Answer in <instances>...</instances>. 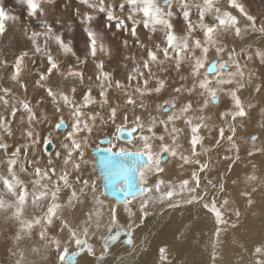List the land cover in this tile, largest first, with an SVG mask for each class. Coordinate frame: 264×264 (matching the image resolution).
Segmentation results:
<instances>
[{"label": "rangeland", "instance_id": "obj_1", "mask_svg": "<svg viewBox=\"0 0 264 264\" xmlns=\"http://www.w3.org/2000/svg\"><path fill=\"white\" fill-rule=\"evenodd\" d=\"M9 1L15 2L20 0H15V1L9 0ZM36 2L38 3L36 6V10L38 13L37 15L35 14V18L31 17L30 22H27L26 24H23V20H21L22 22L18 21L17 22L18 24L15 23V25L9 26L10 29L12 30V34H11V38L8 39L7 41L3 34L0 36V62H3L0 63V65L1 67L4 65L7 68L6 69L4 67L3 69L4 71H3L2 68L0 67L1 70L3 71L0 72V78H1L0 79V136H2V139H0V173H3L4 171L1 165L2 163L9 160L10 161L16 160L14 172L12 170L11 172L13 173L10 174L11 177L9 176L10 179L14 180L17 186L18 185L21 186L22 189L23 186L26 187L29 184L28 183L25 184L24 182H22L20 177L21 174L28 176L31 173L32 175L31 174L30 175L32 177V180H34L36 184L37 183L39 184L31 185V186L29 185L30 190L37 189L38 192L36 191L35 193L31 194L28 198H26V197L18 196L19 191L17 190L13 191L14 194L11 195L6 191H1L0 189V212H2V214L0 215V224L3 225L1 227L7 230L9 221H11L14 217L13 216L14 214L12 215V212L16 214L18 211L16 210L14 203L25 199L24 204L20 202L18 205L19 208H26V206L27 208H29L31 215H28V217L26 218L27 222L25 223L29 225V221H30L31 222L30 225H31L34 220L40 221L39 226L32 227L30 230L31 231L30 237L33 240V243H30V246L28 248V252L31 255V257L32 256L35 257L37 256V257L36 258L33 257V259L30 260V258L19 256L16 261H18L20 264H30V263L66 264L64 263V256L68 254H76V253L79 254L81 251L84 250L88 252L89 249H88L87 240L94 236L92 234L93 232H96V235L97 234L101 235V237H99L98 240L101 246L98 247L99 245L98 244L96 248L94 247L95 249L89 250L90 254L89 253L88 254L91 256L102 255L101 253L103 252L104 249V244H103L104 240L106 239L105 243L108 244H110L115 240L116 234H112L111 232L109 233V231L111 230L113 231V227L117 226V223H115L117 221L115 208L119 205L129 203L134 199L140 197L141 195L145 194V191L141 189L142 191L140 194L138 195L136 194L135 196L128 197L123 202H118L113 198L107 197L103 193L104 190L102 188V185L98 186L99 181L96 184L97 179L102 180L103 178L101 176L102 171L100 174L99 171L96 169L98 167L96 166V158L93 155V151L99 148H104L112 152H115V150L117 153L127 151L126 153H134L144 156L146 158V160H144L145 165L139 168L140 170L138 169V172L136 174V180L139 181L144 180L147 182V180L145 179L146 176L143 175L142 173L144 172L142 169L143 167H145L150 163V156H147L146 153L140 151L118 149V147L132 145L134 142L132 140H135L137 134L145 133L149 137H153V138L158 137V134L156 133L155 129L159 125L165 123V118H166L165 117L163 118V120H161V116L171 113L173 108H174L173 111H175V108L178 105L176 103L177 101L175 102V100L172 99L174 98L173 97L174 92L176 91L179 92L182 89H185L186 85H188L189 83L188 76H190V73L187 72V68L189 65L199 66L197 67L198 72L194 74L191 73V78L194 79L195 75H198L199 78L202 79V87L190 86L191 88L186 89V94H184L186 95L187 101H186V108H184L185 114L183 116L184 118L183 120L184 123L190 121L187 124L185 123L186 126L188 125L186 127V132H187V128H189V132L191 133L190 135H192L193 138H196V136H201L200 133L204 132L203 130L205 131L208 130V128L206 124L200 122V120L197 119L200 117V115H198L197 117V114L195 112H197L198 109H201L204 112L203 118H205L206 112L212 114L214 110L217 109L214 106H217L218 102L220 103V107H225L226 99L223 94L225 95L231 94L235 98V100L234 99L233 100L238 103L236 107H234L233 105V108L236 109L238 107V111L240 113H235V111H232V113H228L225 115L226 119H224L223 124L225 123L224 127L225 129H227L228 135L223 141H230L232 139H235V131L232 128L233 123L235 122L233 121L245 120V115H244L245 111L243 110L242 106L245 105L246 103H242L240 102V100L237 99L242 96V90H241L242 84L240 81L237 83L227 81L225 83H227V85L232 83L234 88L225 85V89L221 91L223 87L218 84L220 80H218L217 76L216 79L215 78L210 79V77H213L216 74L215 73H214L215 75L206 74L205 65L206 64L208 65L209 63L213 62V61L209 62V59L212 56H216L220 54V52H218L214 48L216 44V39L217 41H220L222 39L224 40V44L228 48V52L232 57L234 56L233 58L234 61L235 60L237 61L236 56L238 54L236 55V53H234L235 54L234 55L233 50L230 49V40L233 41V39L235 37H238L239 35H242L241 37L240 36L238 37L237 40L239 41L245 39L247 40L254 37L264 38V25H261V19L264 18V15H257V12L261 8H264V0H230V2L234 5L233 7L239 12L238 15L241 18H245L246 21L248 20L249 24L247 25L246 24L238 25L239 21L236 19V17L232 18L226 12H222L220 9L217 8L218 4L230 6L227 5L224 2V0H216L212 2L210 1L205 2L203 0V4L206 5V7L208 8L204 6L202 9L198 7V4L194 5V7L192 8H188L187 5L188 3L185 0H170V2L165 6H160V4H158V0H96L95 1L97 4L96 6L99 8L98 11H96L92 7H89L88 9L89 6L88 3L82 2L83 4H80V6H78L77 4H79L80 2L76 3L77 0H57V2H54V0H36ZM145 2L150 3V5L154 8L153 9L151 7L153 13L149 12L146 9ZM43 3L47 4L45 5L47 7L44 6L42 9L40 5ZM4 5L5 6L9 5L6 0H4ZM11 5L13 6V4ZM135 7L137 8V12L141 13L143 17L145 13H142L141 9H146L147 10L146 13L148 15L151 16L152 14L157 15L155 22L152 23V25L148 26L150 32L143 31L144 29L142 26L144 24L145 17L138 20L140 28L137 34L135 33L133 34L132 31L128 29L127 25L122 24L121 26V22L129 19ZM77 8L79 10L78 12H77ZM104 8H105V13H103ZM21 9L24 10V7H21ZM90 10L92 13L89 12ZM86 11L90 16H92V19L96 18L99 22H97V20L91 21V19L85 20L86 17H82V15L85 16ZM150 18L151 17L149 16L146 19H150ZM79 23L82 24L79 25L80 28H77L78 30L73 29L78 27ZM239 23H243V22H239ZM72 24L75 25L73 26ZM23 25H27L26 32L25 29L22 27ZM231 25L234 27H232ZM81 26H84L83 29L84 31L81 30ZM240 26H242L243 28L242 30H240L241 28ZM218 27L220 32H217ZM5 28L6 30L9 29L6 27V25ZM256 28H260L261 30L255 31L254 29ZM86 29H89L91 33H93V30L96 31V35H98L99 38L98 41L96 42L97 43L96 45L100 46V48L102 47L103 49H105L106 45H108L107 41L104 39L107 40L109 39L111 42L110 47L106 48L104 51L103 50L99 51L98 54L100 57H98L97 62H92L88 54H85L86 52L83 51L84 48H87L86 51H88L89 41L90 38L92 37V34L88 37L87 35H84ZM239 30L241 31V33L239 32ZM54 31L60 34L56 36V33ZM37 32H39L40 34L38 33L37 35ZM139 32L143 33L142 36L140 35ZM17 33H19L21 37L20 36L18 37ZM251 35H253L254 37H250ZM207 37L210 38L211 40L206 41L205 38ZM16 38L18 39V41ZM38 39L39 40L42 39V41L40 40L39 42ZM148 39H151L152 42L150 43ZM57 41L60 42L62 48L58 45ZM249 41H247L248 43L246 44H249L250 43ZM29 42L32 45L29 44ZM206 42L208 43L209 46L208 48L204 47L206 45ZM84 44L86 45L84 46ZM245 46L247 47L248 45ZM63 47L65 49L67 48H72V49L69 50L65 55V53L63 54L62 52ZM259 48L260 47H253L250 49L251 51L249 52V54L244 57L247 63L245 62L244 65H241L238 62L240 66L237 64L239 68L237 71L240 73L238 72L236 73L241 75L240 77L242 78V82H243V75L244 77H246L248 75L247 73H253L252 78H254V81L257 83V85H254V87H260L262 85V81L259 79L262 63L259 58L262 57L261 54H263L264 49L261 50L260 48L259 50ZM184 49L185 52H183ZM179 51L181 52V54ZM257 52L258 54H256ZM197 53L198 56L196 57ZM27 59L32 69L36 71V72L33 71L34 74H32L30 77L28 76L29 78L19 73L20 66L22 64H25L24 61H27ZM55 59H58L56 60L57 66L53 65ZM133 59H137L140 62L134 63L132 62ZM195 61L197 62L196 64H194ZM251 64H253L252 71L251 68L249 67ZM228 68L230 69L229 66ZM155 69H157V71L159 72L158 74L157 72L153 71ZM229 69L225 70V68L224 69L221 68L218 69L216 73L220 74L221 72H227L229 71ZM162 73L166 74L167 78L172 76L170 81L171 83L167 85H162L159 83V79H157V77L159 76L163 77ZM148 82L151 85L154 84L156 85V89H153L151 91V95L145 94L146 92H149V89H147V85H146L148 84ZM59 83H62L63 85L61 84L55 86L56 84ZM157 86L159 90H161L167 95L165 97L166 98L165 100L168 101H157L158 105L154 107L150 106L149 108L145 107L143 105L144 101L155 95V93L158 91ZM7 92L9 96L8 95L6 96ZM85 93L87 95H85ZM112 95L115 97L113 98ZM88 97L90 98V100ZM85 98L88 100V102ZM213 98L217 99L216 104L212 103ZM221 98H223L224 100H220ZM97 104H101L103 106L101 107L103 111L102 110L96 111L93 109V107L96 106ZM246 105H251V103L248 102V104ZM166 107L168 109H170L171 107L170 111L163 112V109ZM106 108L111 112L112 115H110L109 117L108 116L105 117L106 119L104 118L102 123L107 129L111 130V132L105 133L106 134L105 135L104 131L98 130V132H96L94 135H91L87 141L84 140L82 144L79 145L80 147L77 146L74 143V134L72 135L70 130L71 128L70 117L79 118L78 121L80 120V122H82L83 125H88L89 127L90 125L89 121L92 120V117H96L97 114L104 112V109ZM70 110L73 112V114ZM138 112L143 113V114L141 113L142 115H140V119H137L136 117V113ZM175 112H177V110ZM209 113L207 114L209 115ZM92 114L94 116H92ZM123 115H125V117ZM116 117L123 118L124 120H126L127 123H122L120 126H118L117 125L118 120ZM188 117L191 119H189ZM260 118L261 116L258 119H256L255 125L253 128H251L249 136H251V134H254L256 131H258L257 127L260 124L259 123L261 120ZM111 119L114 120L115 124L109 122ZM59 124H64L66 126L65 130L62 131L58 130L57 127ZM195 126H197L198 128ZM126 127H130V128L134 127L132 140L130 142H124L118 138L119 131L122 129H126ZM30 129L31 131H29ZM26 132L28 133V135H25ZM183 132L184 129L183 126L181 125L180 127H176L175 129H173L172 131L171 129H169L167 133L168 134L171 133L172 137L175 138H178L180 136L179 137L180 139L183 137ZM30 133L32 134V136L29 135ZM61 136L64 137L63 140L66 141L67 143V146H64V151L66 153H64V151L60 152L61 150L59 147V143L56 141V139L60 138ZM106 137L110 138L111 140L110 144L108 145L99 144L98 139L106 138ZM244 137L242 138L244 145L243 148H246L245 145H247L248 142L250 145V143L254 142V140H251L250 138H249L250 140H248V137L246 140V138ZM89 139L91 140L89 141ZM263 139H264V131H262L261 137L259 138L258 142L262 144ZM187 140L188 139H186V141ZM46 143L53 144L54 148L51 152H45L44 146ZM219 145L220 143H217L216 145L214 144L213 147L207 148L206 152L200 154L203 157L202 160L200 156H198L199 154L197 153V151L199 150L197 149L196 145L193 146L196 147L194 148V150L192 149V147L189 146L191 149L190 148L188 149V146H186V156H183V159L187 160L186 163L189 165H198L200 167L202 166V169L200 168L199 170L201 172L206 166L204 164L208 161L207 155L209 151L212 150L215 146H216L215 148H217V146ZM83 148H84V153L81 152ZM160 152L161 153L160 154L157 153L153 159L154 162H156L155 163L156 166L159 165L158 162L161 161L160 160L161 156L159 157V155L166 154L169 157V159L171 158L170 157L171 152L169 150L163 149ZM71 155L73 156L72 158H74V162H73L74 164L67 162L61 164L63 156H68L71 158ZM75 155L78 156L76 157ZM50 156L56 160L54 164L46 165L48 160H45L44 158L47 157L46 159H48V157ZM83 156L86 160L87 166L84 168V170H81V168H78L76 170L75 166H77L78 164L76 161L83 158ZM239 157L242 158L243 156L242 157L239 156ZM258 157L259 155H257L256 157V155L248 154L244 157V159L246 162H248L249 158H251L253 161H256V159L263 161L262 158L259 157L258 159ZM147 162L148 164H146ZM38 164L43 165L42 169L45 168L43 180L40 179L41 177L38 178L33 176L34 174H36L33 172L37 168ZM244 164L245 163H243L242 165L244 166ZM250 168L251 167L247 166V168L243 170L242 173L248 172ZM193 173L195 172L193 171ZM193 173L191 176L193 183L191 182L192 184L190 185V187L192 188L193 191H196L197 176H195V174ZM90 176L93 177L90 178ZM0 178H1L0 179L1 180L0 186H1L3 184L2 181L3 177L1 174H0ZM148 179L151 180L150 177ZM154 183L152 184L154 186L153 188H155V186L157 185L159 186L158 182H157L158 184L156 183V185ZM94 190H97L98 192V194L96 195L97 198L108 201L109 203L107 204H109V206L111 204L112 207L111 219L112 220L116 219V220H113L114 221L113 226L109 228V231L108 229H106L104 233L103 232L100 233V230L97 231L96 229L88 228L87 225H85L84 228H80L79 227L80 223L78 225L77 223L75 225H69L70 223L66 224L61 218L59 217L56 218L57 215L63 213L64 211H71L72 213H74V219L76 218L75 220L79 222L78 219L83 218L86 214V207L89 204L90 196L93 195ZM41 192L42 195L41 197H39L38 195ZM60 193H62V195ZM81 199H84V201H82ZM30 200L34 202H31ZM74 200L75 203H73ZM39 201L42 202L39 203ZM54 224L55 226H53ZM39 232L42 234V237H39ZM120 233L124 234V231L120 230ZM262 233L263 234H261L262 235L261 240L263 241H261L260 243L264 244V230L262 231ZM103 234H107V237L105 236L106 237L105 239ZM125 235H130V234L126 233ZM252 238L251 239L247 238V241L249 242V247H247V253H241V254L244 256V260H245V254H247V257H249L250 255L249 257L250 259L253 258V260L250 259L248 260V258L246 257L247 259L245 260L246 262L248 261V263L250 264H252L253 262H254L253 264H258L259 262H261L260 254L262 253L263 250L260 247H258V245H260L259 241L255 244V246H251L253 245L252 242L250 243ZM61 239L63 240L62 244H60V246H56V242ZM0 242H1V238H0ZM9 249L10 247L7 245V243L5 244L0 243V264H15L12 261L15 260L14 257L10 258L8 256ZM45 250H47L48 252ZM42 251L48 254H45ZM236 253H240V250ZM106 256L107 254L103 258H105ZM48 257H52V259Z\"/></svg>", "mask_w": 264, "mask_h": 264}, {"label": "bare ground", "instance_id": "obj_2", "mask_svg": "<svg viewBox=\"0 0 264 264\" xmlns=\"http://www.w3.org/2000/svg\"><path fill=\"white\" fill-rule=\"evenodd\" d=\"M8 2L9 5H7L8 7L12 6L11 4H13V6L17 7L18 9L20 10H23L21 9V7H24V10L22 11V16L21 15H17L14 13L13 14H7V13H2L1 9H0V17H4V21H2L0 19V36L3 34L6 41L8 39L11 38V34H12V30L10 29L9 26H12V25H15V23H17L18 21L20 20H23V24H26L27 22H30V19L31 17H34L35 18V14L37 15V10H36V6H37V2L36 0H20V1H15V2H10L9 0H6ZM96 0H77L76 3H79L77 4L78 6H80V4H83V3H88V9L89 7H92L93 9H95L96 11L99 10V8L96 6ZM161 1V0H158V2ZM187 1V0H185ZM41 2V1H39ZM54 2H57V0H54ZM83 2V3H82ZM147 3V4H146ZM188 3V2H187ZM193 3V1H192ZM159 4V3H158ZM47 5V4H41L40 7H43ZM145 5H146V9L153 13L152 9H151V5L150 3L148 2H145ZM1 6L3 7H6L4 5V0H0V8ZM77 6V7H78ZM47 7V6H45ZM51 7V6H50ZM48 7V8H50ZM153 8V7H152ZM217 8L220 9L222 12H226L230 17H236V19L239 21V22H243V23H239L238 22V25L239 24H249L248 23V20L246 21L245 18H241L238 14L239 12L234 8V7H230V6H226V5H223V4H218L217 5ZM83 9V8H81ZM146 9H141V12L142 13H145L144 14V17H145V21H144V24H143V31H148L150 32V29L148 28L149 25H152V23L155 22V19L157 17V15H148L146 12L147 10ZM154 9V8H153ZM165 9V8H164ZM2 10H4L2 8ZM14 10V9H13ZM19 10V11H20ZM85 10V9H84ZM78 8H77V12H78ZM9 12V11H8ZM18 12V11H17ZM90 13L91 10L89 11ZM21 13V12H20ZM96 13V12H94ZM40 14V13H39ZM42 15V14H41ZM82 15V14H80ZM105 16V15H104ZM151 17L150 19H146L147 17ZM82 17H86L85 20H89L91 19V21H96L97 19L94 18L92 19V16H90L87 11L85 13V16L82 15ZM141 13H138L137 12V8L135 7V9L133 10L132 12V15L129 17L128 20H124L121 22V26L122 24H125L128 26V29H130L132 31V33L134 34H137L138 31H139V28H140V25L138 23V20L139 19H142L144 18ZM255 17V16H254ZM259 17V16H258ZM229 18V17H228ZM83 19V18H81ZM12 20V21H11ZM2 21V22H1ZM44 21V19H43ZM253 21V20H252ZM22 22V21H21ZM80 22V21H79ZM97 22H99L97 20ZM107 22V21H106ZM33 23V22H32ZM73 23V22H72ZM95 23V22H93ZM105 23V22H104ZM231 23V22H230ZM7 28H5V25ZM18 24V23H17ZM34 24V23H33ZM99 24V23H98ZM45 25V24H44ZM42 25V26H44ZM73 25V24H72ZM75 25V24H74ZM73 25V26H74ZM77 25V24H76ZM79 25H82V24H78V27L76 28H73V29H77V28H80ZM101 25V24H100ZM104 25V24H103ZM27 25H23L22 27L25 29V32L27 30L26 28ZM224 26V25H223ZM232 26V25H231ZM17 27H20V26H17ZM71 27V26H70ZM234 27V26H232ZM230 27V28H232ZM236 27V26H235ZM239 27V26H237ZM240 30H242V26H240ZM29 28V27H28ZM16 29V28H15ZM23 29V30H24ZM84 29V26H81V30ZM205 29V28H204ZM245 29V28H244ZM23 30H22V33H23ZM33 30V29H31ZM44 30V29H43ZM78 30V29H77ZM114 30V29H113ZM238 30V29H237ZM239 30V32L241 33V31ZM17 31V30H16ZM35 31V30H34ZM38 31V30H37ZM32 32V31H31ZM44 32V31H43ZM55 32V31H54ZM111 32V31H110ZM109 32V33H110ZM217 32H220L219 30V27L217 28ZM235 32V31H234ZM36 33V32H35ZM34 33V34H35ZM39 32H37V35H38ZM56 33V36L60 33ZM85 33V34H84ZM83 34L84 35H87L90 36L92 33L89 29H86L85 32ZM93 33H95V38L94 37H91L90 38V41H89V45H88V51H86L87 48H84L83 51H85L86 53L85 54H88L90 60L92 62H97V59L99 56V51L100 50H105L106 48L110 47L111 46V42L110 40L108 39H104L107 41V44L105 49H102L100 48V46L96 45L97 41H98V35H96V31L93 30ZM140 35L142 36V32H139ZM231 33V32H230ZM229 33V34H230ZM18 34V37L20 36L19 33ZM16 34V35H17ZM40 34V33H39ZM113 34V33H112ZM111 34V35H112ZM234 34V33H233ZM15 35V36H16ZM24 35V34H23ZM29 35V34H28ZM93 35V34H92ZM110 35V34H109ZM207 35V34H206ZM213 35V34H212ZM238 35V34H237ZM258 35V34H257ZM137 36V35H136ZM236 36V35H235ZM234 36V37H235ZM240 37L242 35H239ZM238 36V37H239ZM249 36V35H248ZM17 37V38H18ZM21 37V36H20ZM38 37V36H37ZM86 37V38H87ZM238 37H235L232 40H230V49L233 50V54L236 53V57H237V61L235 60L234 61V56L232 57L230 55V53L228 52V48L225 46L224 44V40H220V41H217L216 39V44L214 46V48L220 52L219 55H216V56H212L210 59H209V62L210 61H213L216 66H217V71L218 69H221L223 68L224 66L228 65L230 67L229 71L227 72H221L220 74L218 73H215L213 77H210L211 78H215L216 79V76L218 77V80H220V82L218 83L220 86H222V90L223 91L225 89V85H227V81H231V82H241L242 84V96L240 98H237L238 100H240V102L242 103H246L248 104L251 103V105H243L242 108L243 110L245 111L244 112V115H245V120L244 121H237V120H234L233 122V126L232 128L234 129L235 131V139H232L230 141H223L227 135H228V131L227 129H225V123L223 124V121L225 118V115L228 114V113H232V111H235V113H240L238 111V107L236 109L233 108V105L234 107H236V105L238 104L234 98L233 95H224L225 99H226V106L225 107H220V103L218 102L217 106H214L216 107L217 109L214 110V112L212 114H210L209 112H206L205 115L206 117L203 118V115H204V112L201 110V109H198L197 112H195L197 114V117L198 115H200L199 118H197L198 120H200V122H203L204 124L207 125V128L208 130H203L204 132H201V136H196V138H193L192 135H190L191 133L189 132V128H187V132H186V124L190 121H188L186 124L184 123V114H185V109L186 108V89H189L191 88L190 86H194V87H202V79L199 78L198 75H195L194 79L191 78V73L194 74L197 71V67L199 66H194V65H189L188 68H187V72L190 73V76L189 79H188V85H186L185 89H182L181 91H176L174 92L173 94V97L172 99L175 100V102L178 104L175 108V111L177 110V112L171 111L174 112L172 113H168L164 116H161V120H163V118H165V123H163L162 125H159L155 131L156 133L158 134V137H149L147 134L145 133H141V134H137L136 135V138L135 140H132V136H133V130H134V127H126V129H122L119 131L118 135L120 133H123V132H128L130 133L132 136H131V139L129 141H124V142H130L131 140L134 141L132 145H126V146H121V147H118V149H124V150H130V151H140V152H143V153H146L147 156H150V163L148 164V162L146 164L145 167H143V175L147 176L148 178L150 177L151 180L147 179V182L142 180V181H139V180H136L134 181L135 185H136V189H137V195L141 193V191H145V194L144 195H141L140 197L134 199L133 201L129 202V203H126V204H122V205H119L115 208V214H116V217H117V221L115 223H117V226L113 227V231H109V233L111 232L112 234H116L115 236V240L113 242H111L110 244L108 243H105V238L107 237V234H103L104 236V249H103V252L101 253L102 255H89L90 252L89 250H93L96 248V246L98 245V247L101 246V244L98 242L99 240V237H101L100 234H97V235H94L92 238H89L87 240V244H88V252H86L85 250L84 251H81L79 254L76 253V262H74V264H113V262L116 260V258L118 256H120L122 253H125L127 251H129V246L133 245V239H135V245H136V251L137 252H140V237L147 231L146 228H137L136 231H135V236L133 237L132 234H130L127 230H126V227L127 225H129L130 223V217H129V213L128 211L125 210V206H128L130 205L131 206V209L132 211H135V208H136V203L138 201H141L142 198L145 197L146 193L148 192H154V193H163L165 194V197L166 199H168L169 201H172V200H175L177 202V204L183 202L184 200V197L186 195H193V196H203L204 200L205 201H208V203L204 204L203 207H200L198 208V211H196L195 213H193V207L191 206V201H187L189 203V207L183 209L185 215L183 218H180L178 216V213H180L181 209L179 207L176 208L175 212H172V218L171 220L164 225L163 228H159V229H156V235L155 236H152L151 234H149V238L148 240L146 241L147 245H148V250L147 251H144V252H141L140 255L136 258V264H169V262H171V264H177L178 261L180 260H185L186 261V264H207V259L205 256H203L202 254H200V249L198 246L196 247H193L189 242H182V241H177L175 239V235H176V232L178 231L179 229V225H181L184 220H188V219H191L192 218V215L195 214L199 217V219L195 222V228L194 230H200L202 233L205 229H208L211 227L210 223H209V220H208V216H211V215H215L217 217V220L219 221V212L217 211V207H216V203L217 201H215L214 197H213V192H214V189L213 191H209L207 192V194L205 195L204 192L201 191L202 188H204L205 185L208 184V181L209 180H212L213 177H215L216 179L213 181L214 184H219L220 182V178H221V173L225 172V171H228L230 169L231 171V175L227 178L229 181H231L233 178H236V177H239L242 173L243 170H245L247 167L243 166L242 164L245 163L244 165H248V162L245 161L244 157L248 154H250V150L251 149H259V148H264V139L262 140V144L260 142H258L259 138L261 137V134H262V131H264V111L262 112V109H264V52L263 54H261L262 57H260V61H261V71H260V76H259V79L262 81V85L260 87H254V85H257V83L254 81V78H252L253 76V73H247L246 77H244L243 75V82H242V78L240 77L241 75L240 74H237L236 72H238L237 70L239 69L238 68V65L241 64V65H244L245 62H246V59L244 58L246 55L249 54V52L251 51L250 49L253 48V47H260L261 50L264 49V38H261V37H254L253 35H251L250 37H254V38H250V39H245V40H237ZM3 38V37H2ZM16 38V39H17ZM135 38V37H134ZM4 39V41H5ZM19 39V38H18ZM17 39V41H18ZM37 39V38H36ZM236 39V40H235ZM14 40V39H13ZM39 40V39H38ZM42 41V39H40ZM39 40V42H40ZM89 40V39H88ZM206 41L208 40H211L210 38H205ZM250 40V41H249ZM27 41V40H26ZM25 41V42H26ZM31 41V40H30ZM33 41V40H32ZM35 41V40H34ZM148 41L151 43L152 40L151 39H148ZM247 41H249L250 43L249 44H246L248 43ZM38 43V42H37ZM58 45L62 48V45L60 44L59 41H57ZM244 43V44H243ZM29 44H31L29 42ZM28 44V45H29ZM39 44V43H38ZM141 44V43H140ZM32 45V44H31ZM86 44H84L85 46ZM187 45V44H186ZM245 45H248L247 47ZM34 46V45H33ZM105 46V45H103ZM139 46V45H138ZM192 46V45H191ZM27 47V46H26ZM189 47V46H188ZM206 48H208V43L206 42V45L204 46ZM143 48V47H142ZM259 48V50H260ZM68 49V50H67ZM65 49L63 47L62 49V52L63 54L65 53V55L67 54V52L69 50H71L72 48H67ZM166 49V48H165ZM201 49V48H200ZM202 49H203V46H202ZM9 51V50H8ZM42 51V50H40ZM264 51V50H263ZM11 52V51H10ZM61 52V53H62ZM88 52V53H87ZM136 52V51H135ZM180 52V51H179ZM185 52V49L184 51ZM23 53V52H22ZM34 53V52H33ZM39 53V52H38ZM41 53V52H40ZM189 53V52H188ZM181 54V52H180ZM258 54V52L256 53ZM3 55V54H1ZM9 55V54H8ZM15 55V54H14ZM20 55V54H19ZM235 55V54H234ZM5 56V55H4ZM11 56V54H10ZM9 56V57H10ZM23 56V55H22ZM21 56V57H22ZM34 56V55H32ZM185 56V54H184ZM198 56V53L196 54V57ZM260 56V55H259ZM3 57V56H2ZM24 57V56H23ZM28 57V56H27ZM64 57V55H63ZM6 58V57H5ZM19 58V57H18ZM250 58V57H249ZM248 58V59H249ZM9 59V58H7ZM64 59V58H63ZM6 60V59H5ZM58 59H55L54 62H53V65L54 66H57V61ZM101 60V59H100ZM199 60V59H198ZM256 60V59H255ZM61 61V60H60ZM90 61V62H91ZM25 64H22L20 66V70H19V73H21L22 75L24 76H31L33 73V71H35L34 69H32V67L30 66V63L27 59V61H24ZM132 62L134 63H139L140 61L137 60V59H133ZM239 62V64H238ZM0 63H3V62H0ZM142 63V62H141ZM197 62L195 61L194 64H196ZM247 63V62H246ZM92 64V63H91ZM190 64V63H189ZM238 64V65H237ZM107 65V64H106ZM159 65V64H157ZM199 65V64H198ZM207 66V64L205 65V67ZM226 66V67H228ZM240 66V65H239ZM246 66V65H245ZM252 66L253 64H251L249 67L251 68V71H252ZM1 67V65H0ZM4 67L6 68V66H2V70L4 69ZM53 67V66H52ZM248 67V66H247ZM0 68V70H1ZM54 68V67H53ZM106 68V66H105ZM158 68V67H157ZM201 68V66H200ZM7 69V68H6ZM227 69V68H226ZM0 71V72H3V71ZM55 70V69H54ZM199 70V68H198ZM204 70V69H203ZM206 70V69H205ZM249 70V68H248ZM155 72H157V74L159 73L157 71V69L153 70ZM216 71V72H217ZM36 72V71H35ZM63 72V71H62ZM169 72V71H168ZM10 73V72H9ZM8 73V74H9ZM53 73V72H52ZM240 73V72H238ZM163 74V73H162ZM7 75V74H6ZM153 75V74H152ZM184 75V74H183ZM221 75V76H220ZM255 75V74H254ZM219 76H220V79H219ZM2 77V76H1ZM21 77V76H20ZM28 77V78H29ZM172 77V76H171ZM171 77L167 78L166 74H163V77L162 76H159L157 77V79H159V83L162 84V85H167L169 83H171ZM203 77V76H202ZM257 77V76H256ZM3 78V77H2ZM241 78V80H240ZM1 79V78H0ZM10 79V78H9ZM187 79V78H186ZM7 80V79H6ZM143 80V79H141ZM173 80V79H172ZM29 81V80H28ZM70 81V80H69ZM72 81V80H71ZM75 81V80H74ZM151 81V80H150ZM149 81V82H150ZM174 81V80H173ZM249 81H251V83H249ZM12 82V81H11ZM138 82V81H137ZM148 82L147 85V89H149V92H146L145 94L146 95H151V91L153 89H156V85H151L150 83ZM158 82V81H157ZM156 82V84H157ZM186 82V81H185ZM259 82V81H258ZM69 83V82H68ZM62 83H59V84H56L55 86H58V85H61ZM73 84V83H72ZM158 84V85H160ZM63 85V84H62ZM150 87H149V86ZM74 86V85H73ZM184 86V85H183ZM227 86H230L232 88L233 85L232 83L231 84H228ZM29 87V86H28ZM61 87V86H60ZM143 88V86H142ZM158 88V86H157ZM77 89V88H76ZM146 89V90H147ZM10 90V89H9ZM7 90V91H9ZM57 90V89H56ZM55 90V91H56ZM60 90V89H58ZM72 90V89H71ZM158 91L155 93V95L151 98H148L146 101H144V106L145 107H154L156 105H158V102L157 101H168V100H165L166 98V94L164 92H162L161 90H159V88L157 89ZM235 90V89H233ZM84 91V90H83ZM190 91V90H189ZM29 92V91H28ZM144 92V91H143ZM39 93V92H38ZM70 93V92H69ZM153 93V92H152ZM208 93V92H207ZM57 94V93H56ZM2 95V94H1ZM8 95V92L6 93V96ZM60 95V94H59ZM85 95H87L85 93ZM206 95V94H205ZM4 96V95H3ZM2 96V97H3ZM9 96V95H8ZM64 96V95H63ZM71 96V94H70ZM56 97V96H54ZM86 97V96H85ZM93 97V95H92ZM112 97L114 98L115 96L112 95ZM87 98V97H86ZM85 98V99H86ZM89 98V97H88ZM100 98V97H99ZM146 98V97H145ZM68 99V98H67ZM82 99V98H81ZM234 99V100H233ZM3 100V99H2ZM61 100V99H59ZM84 100V99H83ZM87 100V99H86ZM90 100V98H89ZM112 100V99H111ZM220 100H224L223 98H221ZM58 101V100H57ZM82 101V100H81ZM4 102V101H3ZM56 102V101H55ZM59 102V101H58ZM80 102V100H79ZM85 102V101H83ZM88 102V100H87ZM112 102V101H111ZM8 103V101H7ZM60 103V102H59ZM99 103V102H98ZM213 103V102H212ZM217 103V102H216ZM82 104V103H81ZM87 104V103H86ZM109 104V103H108ZM80 105V104H79ZM84 105V104H83ZM106 105V104H105ZM113 105V104H111ZM81 106V105H80ZM86 106V105H85ZM93 106V105H92ZM189 106V105H188ZM9 107V106H7ZM13 107V106H11ZM16 107V106H15ZM101 107H103L101 104H97L96 106L93 107L94 110L96 111H100L103 109H101ZM106 107V106H104ZM109 107H112V106H109ZM108 107V108H109ZM71 108V107H70ZM90 108V107H88ZM167 108V107H166ZM73 109V108H72ZM171 109V107H170ZM170 109H168V111H170ZM188 109V108H187ZM31 110V109H30ZM29 110V111H30ZM83 110V109H82ZM116 110V109H114ZM113 110V111H114ZM32 111V110H31ZM71 111V110H70ZM119 111V110H118ZM166 111V112H168ZM189 111V110H188ZM208 111V110H207ZM72 112V111H71ZM224 112V113H223ZM77 113V112H76ZM79 113V112H78ZM81 113V112H80ZM83 113V112H82ZM94 113V112H93ZM142 112H138L136 113V117L137 119H140V115ZM189 113V112H188ZM194 113V114H195ZM209 113V115L207 114ZM243 113V112H242ZM263 113V114H262ZM34 114V113H33ZM73 114V112H72ZM170 114V115H169ZM195 114V115H196ZM66 115V114H65ZM75 115V114H74ZM81 115V114H80ZM79 115V116H80ZM111 114V112L106 108L104 109V112L100 113V114H97L96 117H92V120L89 121L90 122V125L88 127V125H83L82 122H80V120L78 121L79 118L77 117H70V130H71V133L72 135L74 134V143L79 146L82 144V142L85 140L87 141L88 138L91 136V135H94L96 132H98V130H102L104 131V134L105 133H110L111 130L107 129L104 125H103V120L105 117H109ZM243 115V117H244ZM35 116V115H34ZM84 116V115H83ZM86 116V115H85ZM92 116H94L92 114ZM125 117V115H123ZM229 116V115H228ZM235 116V115H234ZM261 116V120H260V124L259 126L257 127L258 128V131H256L254 134H251V136H249V133H250V130L251 128L254 127L255 125V122H256V119H258L259 117ZM66 117V116H65ZM89 117V116H88ZM112 117V116H111ZM115 117V116H114ZM118 117V116H117ZM116 117V118H117ZM122 117V116H120ZM187 117V116H186ZM190 117V116H189ZM188 117V118H189ZM83 118V117H82ZM87 118V117H86ZM232 118V117H231ZM43 119V118H42ZM55 119V118H54ZM90 119V118H89ZM106 119V118H105ZM191 119V118H189ZM193 119V118H192ZM234 119V118H233ZM239 119V118H238ZM108 120V119H107ZM117 125L120 126L122 123H127L126 120H124L123 118H117ZM195 120V119H194ZM20 121V120H19ZM55 121V120H54ZM68 121V120H67ZM113 121V122H112ZM45 122V121H44ZM105 122V121H104ZM109 122H111L112 124H115L114 120L111 119ZM192 122V121H191ZM194 123V122H193ZM192 123V124H193ZM196 123V122H195ZM29 124V123H28ZM45 124V123H44ZM85 124V123H84ZM191 124V123H190ZM31 125V124H30ZM34 125V124H33ZM42 125V124H41ZM183 126V129H184V132H183V137L179 139L178 138H175V137H172L171 133H167L169 131V129H171V131L173 129H175L176 127H180V126ZM227 125V123H226ZM230 125V124H229ZM69 126V125H68ZM109 126V125H108ZM190 126V125H189ZM199 126V125H198ZM201 126V125H200ZM29 127V126H28ZM117 127V126H116ZM197 127V126H195ZM228 127V126H227ZM66 128V127H65ZM191 128V127H190ZM198 128V127H197ZM25 129V128H24ZM29 129V128H27ZM68 129V128H67ZM111 129V128H110ZM115 129V128H114ZM193 129V128H192ZM65 130V129H64ZM31 131V129L29 130ZM28 131V132H29ZM62 131V130H61ZM192 131V130H191ZM202 131V129H201ZM20 132V131H19ZM118 132V130H117ZM138 132V131H137ZM140 132V130H139ZM60 133V132H58ZM62 133V132H61ZM180 133V132H179ZM187 133V134H186ZM247 133V134H246ZM18 134V133H17ZM68 134V133H67ZM246 134V135H245ZM25 135H28V133L26 132ZM30 136H32V134L30 133L29 134ZM34 135V134H33ZM106 135V134H105ZM198 135V134H197ZM245 135V137H244ZM17 136V135H15ZM24 136V135H23ZM66 136V135H65ZM103 136V135H102ZM116 136V135H115ZM178 136V135H176ZM135 137V136H134ZM133 137V138H134ZM246 138L247 140V137H248V140H254V144L250 143L249 145V142L247 143V145H245L246 148H243L244 145H243V141H242V138ZM64 137H60L58 139H56V141L59 143V147H60V152L64 151V146H67V143L66 141L63 140ZM71 138V137H70ZM250 138V139H249ZM22 139V138H21ZM114 139V138H113ZM163 143H162V141ZM186 139H188L186 141ZM62 140V141H61ZM91 139H89L90 141ZM116 140V139H115ZM244 140V141H246ZM114 142V141H113ZM22 143V142H21ZM70 143V142H69ZM115 143V142H114ZM217 143H220L219 146H217V148H213L212 150L209 151L208 153V161L204 164L206 165L205 168L200 172V168L202 169V166H198V165H189L186 163L187 160L183 159V156H186V146H188V149L190 147H192V149L194 150V148L197 147V149L199 151H197V154L198 156H200L201 160H202V155L200 154H203L204 152H206L205 150L209 147H213L214 144L216 145ZM72 144V142H71ZM85 144V143H84ZM110 144V143H109ZM113 144V143H112ZM30 145V144H29ZM88 145V144H87ZM194 145H196V147H193ZM190 146V147H189ZM29 147V146H28ZM27 147V148H28ZM80 147V146H79ZM83 147V146H82ZM110 147V146H109ZM92 148V147H91ZM106 148V147H105ZM100 149V148H99ZM117 149V150H118ZM163 149H167L171 152V158L169 159V157L166 155V154H162V155H159L160 156H164L166 155L167 159L163 162H158L159 165H155L156 162H154V157L157 153H161L160 151H162ZM191 149V148H190ZM196 149V150H197ZM15 150V149H14ZM19 150V149H18ZM23 150V149H22ZM76 150V149H74ZM21 151V150H20ZM78 151V150H77ZM188 151V150H187ZM80 152V151H79ZM84 153V148L82 149V151ZM86 152V151H85ZM116 152V150H115ZM127 152V151H126ZM166 152V151H165ZM64 153H66L64 151ZM87 153V152H86ZM117 153V152H116ZM139 153V152H138ZM169 153V152H168ZM238 154L239 156H243L242 158H240V160L235 164V166H232V159L231 157L233 156V154ZM17 154V153H16ZM32 154V153H31ZM34 154V153H33ZM63 154V153H62ZM78 154V153H77ZM142 154V153H141ZM145 154V155H146ZM170 155V154H169ZM76 157L78 155H75ZM9 157V156H8ZM73 156L71 155V158L68 157V156H63V159L61 161V164L64 163V162H67V163H73L74 162V158H72ZM75 157V158H76ZM144 157V156H143ZM257 157V155H256ZM260 158L263 159V161L261 160H257L258 162L260 163H264V157L260 156ZM258 157V159H259ZM11 158V157H10ZM47 157H45L44 159L45 160H48L47 164L46 165H49V164H54L55 160L53 157H48V159H46ZM145 158V157H144ZM158 158V157H157ZM33 159V158H32ZM91 159V158H90ZM44 160V161H45ZM52 160V161H51ZM92 160V159H91ZM146 160V158L144 159ZM16 161V160H15ZM15 161L13 160H9V161H5L4 163H2V168H3V173H0L3 177L2 181H3V184L0 186V189L1 191H6L8 192L9 194H14L13 191L17 190L19 191V194L18 196H22V197H26L28 198L31 194L35 193L37 191L36 190H30V186L31 185H37L39 183H35L34 180H32V177L31 175L29 174L28 176L27 175H22L21 174V180L22 182H24L25 184H29L27 185L26 187L23 186L22 189H21V186H17V184L15 183L14 180H11L10 179V174H12L14 172V169H15ZM51 161V163H50ZM59 161V160H58ZM78 164L76 167V170L78 168H81V170H84V168L87 166V163H86V160L83 156V158L79 159L78 161H76ZM145 162V161H144ZM141 163L139 166H138V169L141 168L142 166L145 165V163ZM218 162V163H217ZM44 163V162H43ZM89 163V162H88ZM92 163V162H90ZM74 164V163H73ZM94 164V163H93ZM43 165L42 164H38L37 165V168L34 170L33 173H36L34 174L33 176L34 177H38L40 178L41 180H43V177H44V169H42ZM46 167V166H45ZM248 167H251V165H248ZM1 168V170H2ZM17 168V167H16ZM211 168L212 170L210 171H207V174H206V170ZM99 173L101 174V169L99 168H96ZM138 169L135 173V178H136V174L138 172ZM13 170V172H11ZM20 170V169H19ZM55 170V169H53ZM58 170V168H57ZM140 170V169H139ZM248 170V169H247ZM193 171L195 173H193ZM199 171V173H198ZM141 173V175H142ZM145 173V174H144ZM192 173L195 174V176H197V190L196 191H193L192 188L190 187V185L193 183L192 181ZM245 173V172H243ZM74 175V174H73ZM93 175V174H92ZM10 176V177H9ZM15 176V175H14ZM102 176V180L101 179H97L96 181V184L98 182V186L102 185V188H103V182H104V179L105 177H103V175L101 174ZM194 176V177H195ZM93 177V176H90V178ZM89 178V177H88ZM138 178V176H137ZM1 179V178H0ZM200 179V180H199ZM32 180V182H31ZM95 180V179H94ZM1 181V180H0ZM38 181V180H37ZM36 181V182H37ZM17 182V181H16ZM155 182V183H154ZM159 183V186H155V188L153 187H149L150 185H152L153 183L156 185V183ZM192 182V183H191ZM157 183V184H158ZM87 184V183H86ZM29 186V187H28ZM52 186V185H51ZM50 186V187H51ZM91 186V185H90ZM123 186V183H120L118 184L117 188L118 189H121ZM194 186V185H192ZM229 187H232L231 184L228 185ZM55 187V186H54ZM57 187V186H56ZM84 187V186H83ZM25 188V189H24ZM3 189V190H2ZM142 189V190H141ZM55 190V189H54ZM100 190V188H99ZM104 190V189H103ZM45 191V189H44ZM38 192V191H37ZM47 192V191H46ZM59 192V191H58ZM84 192V191H83ZM237 190L236 188H233V193L236 194ZM7 193V194H8ZM57 193V192H56ZM104 193V192H103ZM48 194V193H47ZM62 195V193H60ZM85 194V193H84ZM98 192L97 190H94L93 192V195L90 196V200H89V204L87 205L86 207V213H88V215H99L101 216V218L104 217L105 214L109 215L111 217V210H112V207H111V204L109 206V203L108 201H105V200H102L100 198H97V195ZM105 194V193H104ZM38 195V194H37ZM42 195V192L38 195L39 197H41ZM64 195V194H63ZM106 195V194H105ZM5 196V195H4ZM53 196V195H52ZM59 196V195H58ZM107 196V195H106ZM16 197V196H15ZM108 197V196H107ZM4 198V197H3ZM7 199V198H6ZM17 199V198H16ZM19 199V198H18ZM58 199V198H57ZM25 200V199H24ZM24 200H21L19 202H15L14 203V206L16 208L17 213H13L12 212V215L14 216L13 219L11 221H9L8 223V229L5 230L3 227L2 224H0V238H1V244H5L7 243V245L10 247V249L8 250L9 252V257L10 258H13L15 260H12L15 264H20L18 261H16L18 259L19 256H22V257H26V258H30L33 259V257L35 256H32L29 254L28 252V248L30 246V243H33V240L31 239L30 237V230L32 227H36V226H39L40 225V221H36L34 220L32 222V224L30 225V221H29V225H27V222L26 221V218L28 217V215H31L30 214V211H29V208H19L18 205L20 202H22L24 204ZM51 200V199H50ZM82 201H84V199H81ZM115 200V199H114ZM131 200V199H130ZM4 201V200H3ZM31 201V200H30ZM45 201V200H44ZM14 202V200H13ZM26 202V201H25ZM29 202V201H28ZM31 202H34V201H31ZM42 202V201H39V203ZM59 202V201H58ZM68 202V201H67ZM72 202V200H71ZM60 203V202H59ZM75 203V200L74 202ZM55 204V203H54ZM70 204V203H69ZM82 204V203H81ZM11 205V204H10ZM59 205V204H58ZM2 206V205H1ZM52 206H55V205H52ZM73 206V205H72ZM39 207V206H38ZM12 208V207H11ZM60 208V207H58ZM68 208V206H67ZM32 209V208H31ZM34 209V208H33ZM45 209V208H44ZM49 209V208H48ZM53 209V208H51ZM50 209V210H51ZM37 210V209H36ZM3 211V210H2ZM110 211V213H109ZM7 212V211H6ZM47 212V211H46ZM43 213V212H42ZM48 213V212H47ZM2 214V212H0V215ZM47 215V214H46ZM45 215V216H46ZM165 215H167V213H165ZM59 217L61 218L66 224H69V225H75L77 223V225L80 223L81 224V221L84 220L86 218V216H84L83 218H80L78 219V221H76L74 219V213H72L71 211H64L63 213L59 214L56 216V218ZM42 218V217H41ZM114 218V217H113ZM140 218V213L139 212H136V219L139 220ZM113 220H116V219H113ZM112 220V222H114ZM151 220L152 218L149 219V221L147 223H151ZM5 221V220H4ZM43 222V221H42ZM51 222V221H50ZM6 225V224H5ZM55 226V224L53 225ZM68 226V225H67ZM38 229V228H37ZM34 230V229H33ZM106 230V229H105ZM105 230H100V233H104ZM120 230H123L124 231V234H121L120 233ZM264 229H261L260 227L258 226H255L253 225L252 227H250L249 231L241 237V239L245 242V247H249V242L247 241V238H252V240L250 241V243L252 242L253 245L251 246H255V244L259 241V243L263 240H261L262 238V231ZM54 231V230H53ZM108 233V232H107ZM108 233V234H109ZM126 233L130 234V235H125ZM121 235H124V236H121ZM106 236V237H105ZM261 236V237H260ZM34 237V236H33ZM39 237H42V234L39 232ZM38 238V236H37ZM124 238V239H123ZM123 239V240H122ZM130 239V240H129ZM44 241V240H43ZM49 241V240H47ZM62 239L61 240H58L56 242V246H60V244H62ZM201 243H203V236H202V239H201ZM83 245V244H82ZM258 245V244H257ZM261 245V243H260ZM2 246V245H1ZM165 246H167V251L165 253ZM47 247V246H46ZM83 247V246H82ZM95 247V248H94ZM256 248V247H255ZM249 249V248H248ZM251 249V248H250ZM259 249V248H258ZM47 251V250H45ZM61 251V250H60ZM66 251V250H65ZM239 250L238 249H234V248H229V247H226L225 248V255L226 257L228 258V260L230 261L232 259V256L229 255V253H236L238 252ZM43 253H45L44 251H42ZM41 252V253H42ZM48 252V251H47ZM86 252V253H85ZM253 252V251H252ZM261 252V251H260ZM54 253V252H53ZM75 253V252H74ZM89 253V254H88ZM247 253V252H246ZM258 253V252H257ZM45 254H48V253H45ZM52 254V253H51ZM107 254V256L105 258H103L105 255ZM113 254V256H112ZM249 254V253H248ZM44 255V254H43ZM56 255V253H55ZM60 255V253H59ZM258 255V254H257ZM53 256V255H52ZM111 256V257H110ZM37 257V256H36ZM35 257V258H36ZM45 257V256H44ZM57 257V256H56ZM55 257V258H56ZM60 257V256H59ZM65 257V256H64ZM247 257V254H245V260ZM250 257V255H249ZM249 257L248 260L250 259ZM48 258H51L52 257H48ZM29 260V261H30ZM244 260V264H247L248 261L246 262ZM250 260H253L250 259ZM255 260V259H254ZM260 260L261 262H259L258 264H264V250L262 251V253L260 254ZM58 261V260H57ZM254 263V262H253ZM252 263V264H253ZM32 264V263H30ZM37 264H41V263H37ZM250 264V263H248Z\"/></svg>", "mask_w": 264, "mask_h": 264}, {"label": "clouds", "instance_id": "obj_3", "mask_svg": "<svg viewBox=\"0 0 264 264\" xmlns=\"http://www.w3.org/2000/svg\"><path fill=\"white\" fill-rule=\"evenodd\" d=\"M257 15H264V8H261ZM261 25H264V18L261 19ZM254 30L260 31L261 29L256 28ZM0 139H2V136H0ZM250 155L264 157V148L251 149ZM231 159L232 166H235L240 157L234 153ZM248 165H251L249 171L241 173L239 177L229 181L227 179L231 175L229 169L221 173L219 184L213 183L216 179L213 177L201 189L205 195L214 189L213 197L217 201L216 207L219 212V221L215 215L208 216L211 227L205 229L202 233L200 230H194L195 222L199 217L193 214L191 219L184 220L179 225V229L176 232L175 239L177 241H190L193 247H199L200 254L207 259V264H244V256L241 253H246L247 248L241 237L253 225L264 229V163L256 162L249 158ZM248 165L244 166L247 167ZM210 170L212 169H207L206 174ZM145 179L147 180L148 177L146 176ZM229 184L232 187H229ZM149 187L154 186L150 185ZM233 188H236V194L233 193ZM189 200L193 207V213L208 203L203 196L186 195L183 202L177 204L175 200L169 201L166 199L163 193L148 192L141 201L136 203L135 211H132L130 205L125 206V210L128 211L130 217L129 225L125 226L126 230L133 237L137 228H146L147 231L140 237V252L136 251L135 239H133V245L129 246V251L118 256L113 264H136V258L140 253L148 250L146 241L149 238V234L155 236V230L163 228L171 220L172 212H175L177 207L181 209L178 216L183 218L185 215L183 209L190 206L187 202ZM136 212L140 213L139 220L136 219ZM85 216L86 218L81 221L80 228H84L87 225L88 228L99 231L113 226L112 219L107 214L103 218L99 215H88V213ZM150 218H152L151 223H147ZM92 234L96 235V232ZM202 236L203 243H201ZM226 247L239 249L240 253H229L232 256L229 261L225 255ZM258 247L264 250V244L258 245ZM166 251L167 246H165V253ZM177 264H186V261L180 260Z\"/></svg>", "mask_w": 264, "mask_h": 264}, {"label": "water", "instance_id": "obj_4", "mask_svg": "<svg viewBox=\"0 0 264 264\" xmlns=\"http://www.w3.org/2000/svg\"><path fill=\"white\" fill-rule=\"evenodd\" d=\"M170 0H161L158 3L160 6H165ZM225 70H227L225 68ZM217 71V66L214 62L209 63L206 66V74H214ZM213 103L217 102V99H212ZM168 111V108H164L163 112ZM64 124H59L57 129L64 130ZM131 134L128 132H123L118 135V138L122 141H129L131 139ZM99 144L108 145L111 140L110 138H99ZM54 146L52 143H46L44 146L45 152H51ZM93 155L96 158V166L101 169L103 177H105L103 182L104 193L115 199L118 202H123L128 197L135 196L137 194L135 181V173L138 166L144 162V157L140 154L134 153H116L109 151L104 148L97 149L93 151ZM167 159L166 155L161 156V162ZM123 183L121 189H118V184ZM76 254H68L64 257V263L74 264L76 262Z\"/></svg>", "mask_w": 264, "mask_h": 264}, {"label": "crops", "instance_id": "obj_5", "mask_svg": "<svg viewBox=\"0 0 264 264\" xmlns=\"http://www.w3.org/2000/svg\"><path fill=\"white\" fill-rule=\"evenodd\" d=\"M192 1H193V3H192ZM205 2L206 1H210V2H212V1H216V0H204ZM186 2H188V8H192V7H194V5H197L198 4V7L200 8V9H202L204 6L206 7V5H204L203 4V0H199V1H197V0H187ZM209 2V3H210ZM224 2L227 4V5H230L231 7H233L234 5L230 2V0H224ZM187 7V6H186ZM2 8L4 9V10H2ZM206 8H208V7H206ZM1 11H2V13H7V14H13L14 15V13L15 14H17V15H21L22 16V11L23 10H20V9H18L17 7H15V6H6V7H3V6H1ZM14 9V10H13ZM20 10V11H19ZM9 11V12H8ZM18 11V12H17ZM202 11V10H201ZM21 12V13H20ZM103 13H105V8L103 9ZM4 17H0V19L2 20V21H4V19H3ZM1 21V22H2ZM21 21V20H20ZM93 35H92V37H94L95 36V34L94 33H92ZM224 68H227V69H229L228 67H223V69ZM214 104H216V103H214Z\"/></svg>", "mask_w": 264, "mask_h": 264}]
</instances>
